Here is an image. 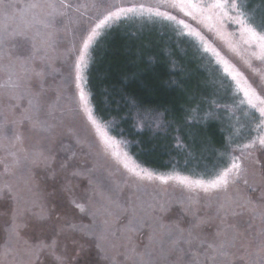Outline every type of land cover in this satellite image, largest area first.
<instances>
[{
	"label": "snow or ice",
	"instance_id": "6c2138e0",
	"mask_svg": "<svg viewBox=\"0 0 264 264\" xmlns=\"http://www.w3.org/2000/svg\"><path fill=\"white\" fill-rule=\"evenodd\" d=\"M129 24L141 33L160 24L209 57L208 77L189 87L191 74L167 53L169 75L178 77L169 90L184 98L179 109L149 107L123 89L116 91L127 109L121 120H131L138 132L153 124L174 131L173 146L188 155L192 145L185 140H193L208 121H219L223 150L211 179L142 168L127 151L129 141L117 139L113 126L97 116L87 89L91 53L102 37ZM60 32H71L73 40L53 90L47 84L49 51ZM17 36L28 41V55L19 54ZM218 45L237 53L249 68L252 60L264 64V16L250 12L246 0H0V99L6 101L0 110V255L5 261L80 264L84 244L112 261L110 249L123 240L132 264H264V192L254 201L239 191L256 170L264 175V77L259 84L251 81ZM238 113L247 120L246 133ZM9 123L11 136L5 132ZM85 143L108 161L103 179L83 155ZM38 172L58 182L55 200L34 183ZM154 182H175L172 193L163 189L170 199L122 200L124 187L145 192ZM213 203L220 222L205 234L212 221L194 209ZM173 204L180 209L174 218ZM245 214L254 245L229 222ZM32 221L49 227L34 234L28 231ZM140 236L147 239L142 249L135 243Z\"/></svg>",
	"mask_w": 264,
	"mask_h": 264
},
{
	"label": "rangeland",
	"instance_id": "374dc122",
	"mask_svg": "<svg viewBox=\"0 0 264 264\" xmlns=\"http://www.w3.org/2000/svg\"><path fill=\"white\" fill-rule=\"evenodd\" d=\"M20 3H25L27 0H19ZM145 3H154L155 0H143ZM249 0H246V4L248 7V10L250 8ZM258 9L255 6V10ZM256 17L259 18L260 11L257 10V12H254ZM126 29H130L135 34H142V35H149L153 31L157 32L158 34H169L167 31H170L167 27H163L160 24H157L155 27L152 28L151 31L148 29H145L142 33L137 29L136 24H129L127 27H124ZM162 31V32H159ZM164 30V31H163ZM167 30V31H165ZM33 33H28V36H32ZM15 40L17 44L19 45L18 52L21 56H26L29 54L30 51V45L25 37L23 36H17L15 37ZM37 40L39 41V37H37ZM72 34L71 32L65 33L60 32L58 33L56 37V46L54 49L49 51V64L50 67L47 68V71L50 73V75L47 77V84L51 87V89L55 90L56 85L61 81V72L63 71V57L65 56V59L67 58V55L65 53L66 48H70L72 45ZM179 41V40H178ZM181 42L180 52L181 54H184L186 52H194L198 56H200L201 59V67L202 72H204L205 75H209V72L211 71L210 65H209V57L204 56L197 52L196 48L193 47L189 42L187 41H179ZM220 50L224 56H226L232 63L236 65L237 68L241 72H243L251 81H254L256 84L261 83V77H264V64H261L258 60H252V68H249L246 66L244 61L240 59V56L237 53L230 52L226 47L220 46ZM168 51L164 53V57L166 58ZM241 55H245L244 53H241ZM67 61V60H66ZM255 70V71H254ZM255 86V84H254ZM88 89V88H87ZM52 95V98L55 99L54 92L50 93ZM225 102H227L225 100ZM6 104V101L3 99H0V110H3L4 105ZM238 116H240V123L242 126H244L243 131L246 133L248 131L247 127V120L244 119L243 115L238 113ZM105 122V121H104ZM109 123V122H108ZM210 123H215L216 129L215 134H213V138L211 137V134L208 130V125ZM147 131L149 133V138L153 139L156 142L161 143V153L165 154L163 160L159 161L161 166H149L144 164L143 162L139 161L137 157H135L130 151H129V145L127 146V151L129 152L130 156L142 167L147 170L153 171L160 175H171L175 173H179L180 175H187L191 179H211L212 178V170L213 165L221 163V159L219 156V151H222V145H223V138H222V132H221V126L220 122L216 120H210L207 122L206 125H202L200 128L196 129L197 132L196 136L193 140H185V143L191 144L192 147L189 149V151L192 153L191 155H188L187 153L178 152L174 145V140L172 137L175 135L174 131H167L165 129H158L155 124L151 125L150 128H147ZM5 132L8 136L12 135L13 127L9 123L8 127L5 129ZM117 139H120L117 137ZM123 140V139H122ZM206 141L205 143H201V141ZM221 145L218 147L216 146L217 143H220ZM159 150V149H157ZM91 151L93 153L92 156H88L87 153ZM96 149H89L87 146V143H85L84 146V153L83 155L88 160L89 164H95L97 168L96 175L103 179L107 175V167H108V161H106L102 157H98L95 155ZM4 153L0 151V157H2ZM249 185H244L241 183L239 186V191L244 192L248 196L252 197L255 201L262 192H264V175L260 173L259 170H256L254 174H250L248 177ZM34 183L39 186L40 190L44 192L49 197V201H53L57 198L58 192L57 189L59 187V184L57 181L51 180L50 178L46 177L43 172H38V174L35 176ZM167 189L168 193H172L175 188V182H170L169 185H160L159 182H154L147 185V191L145 192H136L134 188L129 189L127 187H124V191L121 193V197L123 201H128L129 199L134 200L137 196L141 197L145 200H150L152 197H156L158 200H168L170 197L167 193L163 191V189ZM51 206V205H50ZM172 214L171 216L174 218L177 213L180 212V209L177 205H172ZM194 211H197V215L201 217L209 218L212 223L211 225H205L204 226V233L210 234L212 232L216 231L215 225L219 224V218L216 216V207L213 203L211 206H205L203 204L198 206V210L194 209ZM189 220L193 219L192 217H188ZM85 223H88L89 221L85 219ZM169 222V217L165 216L164 223ZM231 224L236 226L237 231L242 235H247L248 240L246 241L249 245H254L255 240L252 238V230L249 229V222L250 217L245 214L242 216L237 217H231L230 221ZM255 224H259V221L253 222ZM49 227V225L45 222L41 221H32L29 225V232H32L34 234H39L42 232H46V229ZM135 243L137 245L142 246L143 244L147 243V239L145 236H140ZM240 241H238V244ZM124 244L123 240H117L116 246L111 248L109 251V256L112 257V261H106L101 259L97 254L96 250L93 248H90L87 244L83 245V250L80 251V264H94L95 261H99V264H132V261L126 258V249L122 245ZM158 247V246H157ZM3 244L0 242V252H2ZM242 254V253H241ZM0 264H13L11 259L8 261H5L4 257L0 255Z\"/></svg>",
	"mask_w": 264,
	"mask_h": 264
},
{
	"label": "trees",
	"instance_id": "16d2710c",
	"mask_svg": "<svg viewBox=\"0 0 264 264\" xmlns=\"http://www.w3.org/2000/svg\"><path fill=\"white\" fill-rule=\"evenodd\" d=\"M249 2L250 12L258 10L259 17L264 16V0ZM255 6L258 9L255 10ZM167 32L169 34L160 35L153 31L149 35H142L135 34L123 26L113 30L94 46L95 51L91 53L92 63L88 72L87 88L92 93V104L97 116L113 126V135L129 141V151L139 161L153 167L161 166L159 161L166 156L161 153V143L149 138L147 128L138 132L131 120H121L127 109L123 107V99L116 90L123 89L125 95H132L149 107H172L174 104L175 108L179 109L184 103V98L177 91L169 90L170 81L178 77L169 75L172 66L164 57L166 51L173 52L172 59L178 61L191 74L187 77L189 87H195L197 81L203 82L207 78L202 72L200 56L194 52L181 54L179 41L182 40L171 31ZM141 49L145 53L143 58L138 55ZM150 57L153 59L152 63H148ZM64 59L65 56L62 62L65 64L67 58ZM216 125H208L207 131L212 138ZM220 145L221 142L216 144L218 147Z\"/></svg>",
	"mask_w": 264,
	"mask_h": 264
}]
</instances>
